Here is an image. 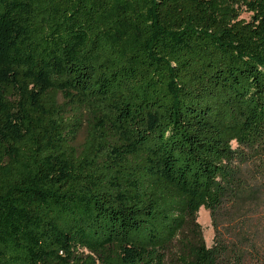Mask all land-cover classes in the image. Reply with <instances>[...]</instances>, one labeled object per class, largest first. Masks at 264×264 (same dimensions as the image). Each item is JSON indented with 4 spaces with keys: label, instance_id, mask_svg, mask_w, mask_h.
<instances>
[{
    "label": "trees",
    "instance_id": "trees-1",
    "mask_svg": "<svg viewBox=\"0 0 264 264\" xmlns=\"http://www.w3.org/2000/svg\"><path fill=\"white\" fill-rule=\"evenodd\" d=\"M0 264H264V0H0Z\"/></svg>",
    "mask_w": 264,
    "mask_h": 264
},
{
    "label": "rangeland",
    "instance_id": "rangeland-1",
    "mask_svg": "<svg viewBox=\"0 0 264 264\" xmlns=\"http://www.w3.org/2000/svg\"><path fill=\"white\" fill-rule=\"evenodd\" d=\"M242 17L245 19L248 18L246 14H244ZM197 223L200 225L202 229V235L206 247H211L214 238V231L211 226L209 213L206 210H204L202 207L197 212Z\"/></svg>",
    "mask_w": 264,
    "mask_h": 264
}]
</instances>
